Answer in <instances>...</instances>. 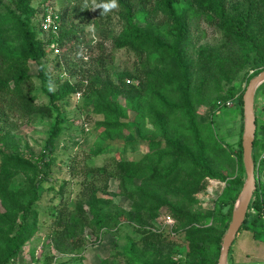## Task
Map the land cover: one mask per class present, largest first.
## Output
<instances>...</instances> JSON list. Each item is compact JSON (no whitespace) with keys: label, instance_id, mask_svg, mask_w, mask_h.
Returning <instances> with one entry per match:
<instances>
[{"label":"trees","instance_id":"trees-1","mask_svg":"<svg viewBox=\"0 0 264 264\" xmlns=\"http://www.w3.org/2000/svg\"><path fill=\"white\" fill-rule=\"evenodd\" d=\"M177 1L152 0L151 10H146L145 0H141L138 4L128 0H117V16L121 29L111 38V44L116 51L124 50L134 56L137 86L125 84L124 74L118 75L116 82L112 80L107 67L111 55L107 54L106 49L100 44L92 47L98 53L87 62L82 61L79 54H76L79 56L78 64L71 63L72 73H78L84 80H88V90L97 94L100 113H105L106 117H114L115 123L119 124L117 117L123 109L111 99L123 95L131 104L139 101L145 107L146 117L152 118L157 128L166 127V133L169 131L172 133L164 135L161 140L151 139L148 152L139 159L112 157L106 165L87 170L92 174L91 178H102L104 186L112 179L117 180L119 193L110 194L111 198H102L99 196L100 190L95 181L86 178L81 184L73 206L60 203L58 210L52 211V222L48 229L51 235L50 241L43 247L46 261L58 256L70 255L74 250L81 248L85 228L89 227L92 221L103 222V225L99 224L100 228H103L116 227L123 219L128 225L141 229L145 243L154 248L165 243L169 245L170 242L175 241L174 238L180 236L182 231H186L188 255L191 258L187 264H217L224 230L199 226L200 213L183 212L176 204H170L160 196L161 186L174 184L167 185V180H172L184 188L197 187L200 181L205 179H218L225 182L228 188L225 190L222 204L230 202L228 205L230 216L233 201L245 177L241 165L240 139L236 153L240 172L235 178L228 179L212 165L215 149L227 156L225 147H228V144L220 142L211 131L208 136L203 135L205 127L199 121L195 109L199 89L195 88L192 82L193 61L188 53L189 24L186 16L176 10ZM186 1L205 17L207 24L219 30L229 31L235 39L251 46L264 67V53L261 50L264 40L261 41L260 37L256 38L247 33L256 16L238 11L237 6L242 3H235L236 0ZM244 1L248 9L261 7L264 10V0ZM0 7H2L0 8V104L5 103L8 110L24 117H29L37 111L50 113L48 107L35 106L34 99L29 95L33 84L29 76L28 62L33 61L38 65V74L45 82L48 78L44 74V64L41 60L45 56L46 49L53 51L52 44L61 48L69 41V51L65 54L69 56L74 51L77 53L80 47L77 41L81 42V40L72 31H68L66 36L62 35L61 26L67 22L68 10L66 12L65 6H62L59 13L57 12L60 21L56 35L49 33L48 40H38L32 22L35 13L39 11L32 8L31 0H12L11 3H0ZM96 10L98 15L104 18V15H100V10ZM139 13H144L146 16L144 26L133 21L134 16ZM156 14H161L163 18L159 25L153 22V16ZM77 15L76 18L85 19L82 12ZM160 25H165L167 28L162 30ZM253 38H256L257 44H254ZM88 47L91 48L89 45ZM203 63L206 65L208 61ZM261 71L264 69L258 71L255 76ZM64 74L65 76L60 75L61 88L47 92L53 106L59 100L80 90V84L71 82L65 70ZM201 82H203L202 87L205 88H208L209 84L221 87L220 79L213 74H207ZM172 92L179 95L178 103L167 98ZM231 95L230 91L229 96ZM242 96L243 93L240 95V105H242ZM149 99L151 101H148ZM131 108L136 110L135 106ZM256 124L258 125L257 121ZM261 129L264 132V124L257 126L253 143L252 157L257 188L248 212L253 209L259 218L264 219V144L260 146L258 134ZM59 132L60 128L56 126L51 133L50 144ZM259 147L260 151H263L262 156H259L261 152L258 154L256 150ZM47 173L44 155L36 158L35 161L21 153L17 146L8 152L0 148V203L3 209L0 210V264L17 262L24 244L39 226L40 212L35 205L41 195L37 180L42 179L43 174L47 175ZM18 174L24 176L25 186L15 190L10 186V179ZM134 179L141 181L140 186L129 189L128 184ZM121 196L131 202L128 210H124L115 198ZM163 205L168 206L172 217L176 220L174 237L148 229L155 227L156 213ZM248 212L241 229L246 227ZM207 216H214V213L210 212ZM182 219L183 222L179 224ZM187 224H189L188 228H184ZM195 224L199 225L195 227ZM30 259H35L34 252L31 253ZM146 262V264H182L172 262L171 259Z\"/></svg>","mask_w":264,"mask_h":264},{"label":"rangeland","instance_id":"rangeland-1","mask_svg":"<svg viewBox=\"0 0 264 264\" xmlns=\"http://www.w3.org/2000/svg\"><path fill=\"white\" fill-rule=\"evenodd\" d=\"M128 1L138 4L141 0ZM151 1L145 0L146 10H151ZM11 2L12 0H0L1 4ZM237 2L242 3L237 6L238 11L256 16L247 33L256 38L260 37L263 41L264 10L261 7L248 9L244 0H236L235 3ZM31 5L39 11L35 13L32 22L36 39L48 40L49 38V34L38 31L45 13L50 9L59 13L62 6H65L66 12L68 10V19L61 26L62 35L66 36L68 31H72L81 42L77 41L80 44L77 53L74 51L69 56L65 54L69 51V41L61 48L52 44L53 51L46 49L45 56L41 60L44 64V74L48 78L45 82L38 74V65L33 61L28 62L29 76L33 84L29 95L34 99L35 106L48 107L50 113L37 111L29 117H24L8 110L5 103L0 104V148L8 152L17 146L21 153L35 161L36 158L44 155L48 170L47 175L43 174L42 179L37 180L41 195L35 205L40 212L39 226L22 248L20 258L23 262L31 258L32 252H44L43 247L50 241L51 236L48 229L52 222V211L58 210L60 203L74 205L82 182L92 176L87 171L89 168L102 167L112 157L139 159L148 152L151 139L161 140L164 135L172 133V131L166 133V127L157 128L154 120L146 117L145 107L139 101L131 104L123 95L111 99L123 109L117 117L119 124L115 123L114 117H106L105 113H100L99 98L97 94L88 90V80H84L80 74H73L71 71V63L77 65L79 56L84 62L96 56L98 51L92 47L100 44L106 49L107 54L111 55L107 67L112 80L116 82L118 75L124 74L125 84L138 85L135 79L134 56L124 50L116 51L111 44V38L121 29L117 16L118 7L101 18L97 10H91L93 0H79V2L77 0H31ZM175 8L186 16L189 24L188 53L193 61L192 82L195 88L199 89L195 109L199 121L205 127L203 135L208 136L211 131L220 142L228 144V147H225L227 156L215 149L212 165L219 173L231 180L240 172V164L236 156L239 139L241 143L243 122L240 95L244 93L252 76L264 67L251 46L235 39L229 31L219 30L207 24L205 17L186 0H178ZM81 12L85 16L84 20L75 17ZM145 17L144 13H139L134 16L133 21L144 26ZM153 18L155 24L163 19L161 14H156ZM160 27L162 30L167 28L165 25ZM256 38H253L254 44L258 43ZM261 50L264 53V43ZM206 60L208 64L205 65L203 62ZM63 69L71 82L80 84V90L59 100L53 106L47 92H54L61 88L60 75L65 76ZM207 74L216 75L220 79L221 87L218 88L215 84H209L208 88L202 87L201 81ZM249 78L251 79L248 81ZM230 91L231 96H229ZM255 97L257 100L262 98L261 87ZM167 98L172 102H179V95L175 92ZM131 106H135L136 110ZM258 117L257 126L259 127L264 124V121L263 115ZM156 124L159 125V123ZM56 126L60 128V132L50 144L51 133ZM258 134L261 146L262 143L264 144L262 129ZM256 150L258 154L261 152L259 156L263 155L260 147ZM241 165L244 171L243 162ZM91 179L97 184L100 190L99 196L102 198H111L110 194L119 193L117 180L112 179L104 186L102 178ZM167 182V185L174 184L167 187L161 186L160 196L163 200L176 204L183 212L200 213L198 217L201 225L195 224V227L199 225L207 229L217 228L224 230L225 233L241 189L233 201L229 216L230 202L222 204L225 190L228 189L225 182L218 179H205L200 181L197 187L185 186L184 188L172 180ZM140 183V180L134 179L128 184V188H137ZM10 186L15 190L24 187V176L14 175L10 179ZM115 198L124 210L130 208L131 202L126 197ZM0 210H3L1 203ZM210 212H213L214 216H207ZM249 212L246 227L237 234L229 252L227 264L264 263V219L259 218L253 209ZM164 213L171 214L168 206L160 207L156 213L155 224L156 219ZM217 217L221 219H216ZM182 222L183 219L179 221V224ZM99 224L103 225V222L92 221L89 227L85 228L82 247L74 250L70 255L58 256V262L63 264H146V261L171 259L172 262L187 264L191 261L188 255L189 244L186 240V231H182L180 236L174 238L175 241L170 242L169 245L165 243L154 248L145 243L141 229L128 225L123 219L116 227L100 228ZM188 226L189 224L184 228ZM153 228L156 226L148 227L150 230ZM163 233L167 236H175L174 232V234Z\"/></svg>","mask_w":264,"mask_h":264},{"label":"water","instance_id":"water-1","mask_svg":"<svg viewBox=\"0 0 264 264\" xmlns=\"http://www.w3.org/2000/svg\"><path fill=\"white\" fill-rule=\"evenodd\" d=\"M263 84L264 71H261L249 81L242 96L243 122L241 150L242 162L245 171V180L238 195L237 201L232 209L231 219L228 227L222 236L217 264H227L229 252L237 234L244 224L249 205L257 188L255 164L252 157L253 143L257 129L255 115V95L259 87Z\"/></svg>","mask_w":264,"mask_h":264},{"label":"built area","instance_id":"built-area-1","mask_svg":"<svg viewBox=\"0 0 264 264\" xmlns=\"http://www.w3.org/2000/svg\"><path fill=\"white\" fill-rule=\"evenodd\" d=\"M59 21H60L59 14L52 9L48 10L42 19L40 31L45 33V34H49V33L56 34L57 28L59 26ZM51 47L54 48V46H51ZM55 51L57 52L56 49H55ZM258 90H260V89H258ZM258 90H257V92H258ZM257 92H256V94H257ZM261 94H262V98H259L257 100L255 97L256 121L259 119L258 116H260V115L261 116L263 115V121H264V88L261 89ZM155 226H156V228H153L152 231L170 232L171 234H174L173 232H174V228H175V220L171 214L164 213L156 219ZM21 260H23V259L19 258V260L17 262L11 263V264H59L57 257H55L52 261H46L44 256H43V253H41L40 251L35 253V259L34 260L29 259L28 261H25V262H23ZM261 264H264V263H261Z\"/></svg>","mask_w":264,"mask_h":264},{"label":"clouds","instance_id":"clouds-1","mask_svg":"<svg viewBox=\"0 0 264 264\" xmlns=\"http://www.w3.org/2000/svg\"><path fill=\"white\" fill-rule=\"evenodd\" d=\"M117 7H118L117 0H99V2L93 0V7L91 8V10L99 9L100 15H107Z\"/></svg>","mask_w":264,"mask_h":264},{"label":"crops","instance_id":"crops-1","mask_svg":"<svg viewBox=\"0 0 264 264\" xmlns=\"http://www.w3.org/2000/svg\"><path fill=\"white\" fill-rule=\"evenodd\" d=\"M122 205V204H121ZM123 206V205H122ZM127 210V209H126ZM237 238V237H236ZM234 255V254H233Z\"/></svg>","mask_w":264,"mask_h":264}]
</instances>
